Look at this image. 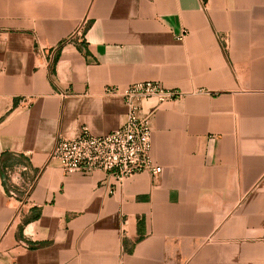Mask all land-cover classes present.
Returning <instances> with one entry per match:
<instances>
[{"label":"crops","instance_id":"obj_1","mask_svg":"<svg viewBox=\"0 0 264 264\" xmlns=\"http://www.w3.org/2000/svg\"><path fill=\"white\" fill-rule=\"evenodd\" d=\"M148 81L186 94L152 120L160 175L49 163ZM0 161V264H264V0H0Z\"/></svg>","mask_w":264,"mask_h":264},{"label":"built area","instance_id":"obj_2","mask_svg":"<svg viewBox=\"0 0 264 264\" xmlns=\"http://www.w3.org/2000/svg\"><path fill=\"white\" fill-rule=\"evenodd\" d=\"M86 26L85 20L68 38V42L75 43L81 40V44H85ZM187 35L188 32L184 30L176 40L183 42ZM106 94L123 99L127 108L125 123L103 137L93 135L90 129L84 126L75 139L59 138L50 155L49 163H58L67 175L78 173L90 176L102 172L113 177L119 186L139 174L157 177L163 169L154 163L152 157V120L162 105L182 100L186 94L177 90H168L161 82L156 81L135 83L127 87H108ZM149 102L154 105L151 110L145 112L144 104ZM22 170L29 171L27 167ZM13 174L12 171H8L9 179ZM33 188L34 181L27 182L26 194H29Z\"/></svg>","mask_w":264,"mask_h":264},{"label":"trees","instance_id":"obj_3","mask_svg":"<svg viewBox=\"0 0 264 264\" xmlns=\"http://www.w3.org/2000/svg\"><path fill=\"white\" fill-rule=\"evenodd\" d=\"M2 167H3V162L2 161H0V171H1V173H2V175L4 174V172L2 171ZM4 170V169H3ZM6 180V183H5V186H6V190H7V193L9 194V192H10V188H9V185H8V180L7 179H5Z\"/></svg>","mask_w":264,"mask_h":264}]
</instances>
